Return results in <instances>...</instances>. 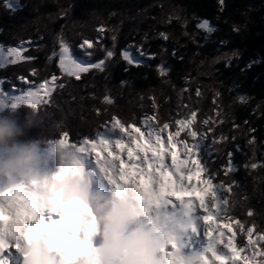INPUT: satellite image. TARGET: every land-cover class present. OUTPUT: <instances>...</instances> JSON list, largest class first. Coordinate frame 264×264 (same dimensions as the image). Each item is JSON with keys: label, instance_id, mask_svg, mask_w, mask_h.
I'll return each instance as SVG.
<instances>
[{"label": "trees", "instance_id": "trees-1", "mask_svg": "<svg viewBox=\"0 0 264 264\" xmlns=\"http://www.w3.org/2000/svg\"><path fill=\"white\" fill-rule=\"evenodd\" d=\"M16 1L9 0V5ZM18 1L14 12L0 0V46L30 41L35 48L24 51L23 56L31 59L0 69L3 90L26 89L20 77L30 70L36 75L24 78L34 84L61 74L56 58L47 67L50 50H58L61 35L77 58L91 63L104 58V48L113 46L112 35L117 37V55L107 61L105 73L92 70L80 80L69 77L63 90L54 89L56 95L47 105H38L36 121L21 139H38L40 150H47L67 131V144L72 145L110 126L113 115L135 120L141 132L145 131L141 121L156 117L152 123H169L166 130L172 132L179 127L177 119L195 111L189 129L199 128L208 137L196 149L201 164L219 173L214 183L224 181L225 190L230 189L228 194L224 191L230 215L248 226L254 222L264 232V0ZM204 19L215 29L210 34L197 27ZM160 33H167L168 39ZM86 38L93 43L87 52L79 47ZM129 46L140 66H129L121 58V50ZM161 65L168 69L167 76L159 74ZM106 94L113 99L111 105L104 103ZM11 108L1 107L0 114H12L23 125L31 107L22 104L15 113ZM205 119L217 132L206 129ZM186 132L181 131L177 140ZM228 152L234 171L225 176L221 168ZM252 163L257 168H251ZM233 231L239 244L247 243L238 228ZM257 234L254 230V240Z\"/></svg>", "mask_w": 264, "mask_h": 264}, {"label": "snow or ice", "instance_id": "snow-or-ice-1", "mask_svg": "<svg viewBox=\"0 0 264 264\" xmlns=\"http://www.w3.org/2000/svg\"><path fill=\"white\" fill-rule=\"evenodd\" d=\"M5 6H10L9 0H5ZM197 27L208 34L215 30L207 19L198 22ZM104 31V26H101L99 32L103 34ZM109 31L115 32V29ZM160 36L165 40L168 39L167 33H160ZM111 39L112 48H104L105 57L95 63L75 59L69 43L62 35L58 38V52L54 51L52 56L58 58L61 74L80 80L83 74L92 70L100 72L106 70V62L117 55L116 35H112ZM80 47L87 52L88 49L93 48V43L86 38ZM24 51L26 48L23 45L7 48L0 46V67L31 59L22 55ZM140 55L143 56L145 53L141 51ZM120 56L127 65L140 66L141 61L133 55L131 46L121 50ZM158 72L164 77L167 76L168 69L161 65ZM33 75H36L35 70ZM58 80L59 77L53 74L43 83L34 84L21 76L20 81L22 84H27V88L19 89L22 94L15 98L16 103L12 106L23 103L37 109L38 105H47L54 89L64 87L63 83H57ZM2 90L0 84V92ZM196 95H201L199 90ZM216 95L220 94L217 92ZM104 103L111 105L113 99L106 94ZM156 107V101L153 100V108ZM195 117L196 112L192 111L183 119H177L175 125L179 127L168 133L166 140H162V134L169 128V123H163L161 126L159 123L151 122L156 117L148 116L141 121L145 128L144 132L135 127V120L122 121L113 115L110 126L105 127L104 130H97L92 138L84 137L70 146L67 144L69 133L65 131L62 137L56 140L62 157L68 160L67 166L61 167V175L68 171H79L82 167L80 157L95 152L97 162L102 165V171L109 176L116 193L120 194L126 189L133 190L149 222L158 225V231L162 232L165 239L163 251L167 257V264H264V232L259 231L258 225L254 222L248 226L247 222H241L230 215L231 204L224 195L225 182L214 183L219 173H211L201 164L196 148L208 137L200 134L197 128L187 131L184 138L177 140L182 130L189 129L193 125ZM203 124L209 125V120L205 119ZM198 134L199 139H197ZM177 144L180 146L183 158L178 157ZM105 151L107 156L102 157L101 153ZM125 151L126 159L123 158ZM169 155H171L170 163L166 161ZM231 157L232 153L228 152L226 164L221 168L225 176H229L234 171ZM251 168H257V164L252 163ZM172 198L178 201V207L173 203ZM52 203L54 207L49 210L35 193L29 192L22 184L0 191V252L10 247L9 234L12 228L23 229L37 238L49 237L61 245L60 254L64 256L70 255L69 237H75V243L86 238L91 244L92 238L98 232L96 218L91 208L82 201L65 203L54 199ZM168 205H172L174 209L172 212L160 211L166 209ZM200 210L206 213L202 214V219L208 225L206 236L209 243L204 252L194 258H186L180 254L176 238L169 228L177 219H193V214L201 213ZM83 213L87 214L88 219H81ZM247 215L252 216L253 212L249 211ZM226 219L234 220L235 224L217 222ZM233 227L238 228L242 236L247 238V243L239 244ZM225 229L232 234L226 235ZM254 230L258 233L255 240L252 238Z\"/></svg>", "mask_w": 264, "mask_h": 264}, {"label": "clouds", "instance_id": "clouds-1", "mask_svg": "<svg viewBox=\"0 0 264 264\" xmlns=\"http://www.w3.org/2000/svg\"><path fill=\"white\" fill-rule=\"evenodd\" d=\"M19 107V103L12 106L11 113ZM36 118L32 107L23 125L11 114H0V181L24 185L49 210L54 199L82 201L95 215L101 243L94 246L93 238L91 244L86 238L75 243V237H69L70 255L64 256L61 245L49 237L37 238L12 228L9 238L22 245V264H167L164 236L157 224L149 222L133 190L120 194L115 188L107 194L90 191L91 174L82 167L62 175V166L55 173L42 170L40 140L21 139ZM61 158L62 165L67 166L68 160ZM81 219H88L87 214Z\"/></svg>", "mask_w": 264, "mask_h": 264}, {"label": "rangeland", "instance_id": "rangeland-1", "mask_svg": "<svg viewBox=\"0 0 264 264\" xmlns=\"http://www.w3.org/2000/svg\"><path fill=\"white\" fill-rule=\"evenodd\" d=\"M20 2L17 0L16 2H11L10 3V6L13 8V11L14 12H16L17 11V7H18V5H20L19 4ZM18 9H19V7H18ZM25 42V44H21V45H23L25 48H26V50H27V48L29 47V46H32L33 48H35L34 46H33V43L32 42H30V41H24ZM28 42H30V43H28ZM23 43V42H22ZM16 46V45H15ZM20 46V45H19ZM6 47V46H5ZM80 47V46H79ZM85 47H87V46H85ZM7 48V47H6ZM55 50H54V48H52L51 50H50V53H49V60L47 61V67L48 66H50L51 64H52V62H53V59L55 58V57H53L52 56V53L54 52ZM72 51V50H71ZM137 52H139V50H136ZM57 52H58V50H57ZM24 54V52L22 53V55ZM72 54H73V57L75 58V59H77L78 61H81V62H86V63H91V62H89V61H84V60H80L79 58H77L75 55H74V53H73V51H72ZM140 54V53H139ZM144 58H146V59H151V57H150V55H148V54H145L144 55ZM57 59V66H59V61H58V58H56ZM103 59V58H102ZM101 60V59H100ZM20 62V61H19ZM107 63V62H106ZM7 67V65H5V66H3V67H0V69L1 68H6ZM107 68H108V66L106 67V70H107ZM105 70V71H106ZM105 71H104V73H105ZM98 72H100V71H98ZM33 73V71L32 70H30L29 71V75L30 74H32ZM100 73H103V72H100ZM28 74H26V75H24L23 77H25L27 80H28ZM18 75H21V72H19L18 73ZM58 77H59V80H58V82L57 83H63L64 84V87H66L67 85H68V83H69V77L67 76V75H64V74H56ZM47 79H50V77H48ZM45 80V79H44ZM54 87V86H53ZM3 89V88H2ZM20 88H18V89H16V90H13V89H9V90H2V92H0V108L1 107H4V108H7V107H10V106H12L13 104H15L16 103V97L18 96V95H21L22 93H21V91L19 90ZM59 89H62L63 90V88H59ZM57 93V92H56ZM53 95H56V94H52L51 95V98L53 97ZM41 96L43 97L44 96V93H43V91L41 92ZM50 98V99H51ZM23 103H21L20 105H22ZM12 115V114H11ZM198 120H199V117H198ZM26 129H28V128H26ZM206 129L207 130H209V132L210 133H213V132H217L216 130H214L213 129V127H211L210 125H208V126H206ZM186 131H190V129L189 130H187V129H185ZM118 131V130H117ZM182 131H184V130H182ZM168 133H170V131L168 130H165L164 131V133L162 134V140H166V138H167V135H168ZM228 140V139H227ZM113 147H114V145H113ZM177 147H178V144H177ZM89 151H91V148H90V146H89ZM97 151H99V149H97ZM196 151H197V149H196ZM125 155H123V157H125L126 158V151H125V153H124ZM59 155H61L62 156V153H61V151L60 150H56L53 154H46V153H44V152H41V156H42V161H44V162H47V161H50V162H52V163H50V162H47V163H44V162H42L43 163V165H42V170H43V168L44 167H46V166H48V167H50V170H52V173H54V171L56 172L57 171V169H58V167L57 168H55V166H56V159H57V157H59ZM91 156H93V157H91ZM101 156L103 157V156H107V152L105 151V152H102L101 153ZM149 156H151V153H149ZM91 157V158H90ZM178 157L179 158H183V155H182V152H180L179 151V153H178ZM87 158H89L88 159V161H90L91 159H95L94 161H93V163L92 164H89L88 166H87V164H86V169H87V171L88 172H91V170L92 169H97V167H100L99 166V164L97 163V160H96V153L95 152H92V155H88V156H81V159L84 161V163H87ZM124 158V159H125ZM166 161L167 162H171V155H169V156H167L166 157ZM94 162H96V163H94ZM96 165V166H95ZM52 167H54V168H52ZM56 169V170H55ZM44 171H45V169H44ZM3 183V181H0V185ZM237 187V186H236ZM239 188L237 187V189H236V191L238 190ZM226 192H227V194H228V192H230V189H226L225 190ZM176 203H177V201H176ZM198 203V202H197ZM201 211V214H197L198 212H196V213H194L193 214V219H195V217H196V215H198V216H200V218H201V220L203 221V219H202V214H206V213H203V210H200ZM183 220H181V222L184 224V223H186L185 225L186 226H188L190 229H192L193 231H195V233H196V236L198 237V239H197V237H196V239L195 240H192L193 242H191L190 240H191V235H189L188 234V232H185L184 234L183 233H181V236L180 237H177L176 238V244L178 243V241L180 240V245L178 246V248H180L181 246H182V244H183V247L182 248H180V253H181V250H185V251H187L186 253H187V255H189V253L190 254H192L191 255V258H194L195 256H197L198 255V253L195 251L194 253L191 251H189L188 250V248L187 247H189L188 245H190L191 243L192 244H196V248L194 249V246L193 245H191L190 246V249H193V250H206V248H207V246H208V243H209V239H208V237L206 236V230H207V228H208V225H207V227H206V229L202 232V234H200V231H199V229H200V227H201V224L199 223L198 224V222L197 223H195V222H193V226H195L194 228L192 227V226H190V222H188L189 220H187V219H184V218H182ZM178 220V219H177ZM176 220V221H177ZM224 222V221H223ZM203 223H204V221H203ZM182 224V225H183ZM188 224V225H187ZM182 225L181 224H178V225H176L177 226V228L176 229H174V232L175 233H179L181 230H182ZM197 229V230H196ZM169 230L171 231V230H173V227H172V225L170 226V228H169ZM201 230V229H200ZM206 231V232H205ZM225 231H226V235H231L232 233H230V232H228L227 231V229H225ZM182 235H183V237H182ZM174 236H176V235H174ZM189 238V239H188ZM197 241H198V245H197ZM256 247H260V245H256ZM189 251V252H188ZM183 254V253H182ZM187 255H183V256H185L186 258H187ZM242 255H244V254H242ZM260 257H257V259H259Z\"/></svg>", "mask_w": 264, "mask_h": 264}, {"label": "bare ground", "instance_id": "bare-ground-1", "mask_svg": "<svg viewBox=\"0 0 264 264\" xmlns=\"http://www.w3.org/2000/svg\"><path fill=\"white\" fill-rule=\"evenodd\" d=\"M123 155H125V154H123ZM123 158H125V157H123ZM93 161H94V159H91L90 161H88V164H92ZM94 163H96V162H94ZM52 168H54V167H52ZM44 169H45V172L52 173V170H50V167H48V166L44 167L43 168V171H44ZM96 170H97V173H99V178L98 177H94L93 173L87 172L86 169L84 170L85 173H90L91 174V176H90V179H91L90 191H93V192L99 191L102 194H107L109 191H112L114 189V185L111 183V180H110L109 176L104 171H102V165L100 167H97ZM4 185H6V183H4V182L0 185V191L7 190L8 188H10V187L13 186L11 184H7L6 186H4ZM172 199L176 203L175 198H172ZM173 210H174L173 207L171 205H168L167 208L164 209L163 211L161 210V212H165L166 211V212H169L170 213ZM197 214H201V213L198 212ZM193 220L195 221V223L198 222V224L199 223L201 224V227H200L201 230L199 229V231H200V234H202V232L206 229L207 225L205 223H203V221L201 220L200 216H198V215H196L195 219H193ZM185 232H188V234L191 235V237H192L191 240H190L191 242H193L192 240H195L196 239L197 236H196L195 231H193L192 229H190L186 225H184V227L180 231V234L179 235H181V233L184 234ZM182 237H183V235H182ZM197 239H198V237H197ZM99 240H101V238H100L99 229H98L97 234L93 237L94 246H99L100 245ZM179 245H180V240L177 243V246H179ZM197 245H198V241H197ZM195 246H196V244H195ZM4 251L8 252L9 251V248L8 249H5ZM179 251H180V248H179ZM189 255H192V254L189 253ZM5 262L6 261L0 255V264L1 263L8 264L7 262L6 263Z\"/></svg>", "mask_w": 264, "mask_h": 264}]
</instances>
